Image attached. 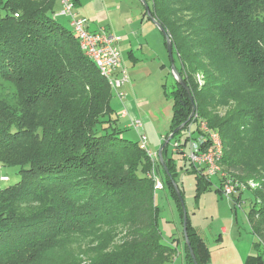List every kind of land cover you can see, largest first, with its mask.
<instances>
[{
  "label": "trees",
  "instance_id": "1",
  "mask_svg": "<svg viewBox=\"0 0 264 264\" xmlns=\"http://www.w3.org/2000/svg\"><path fill=\"white\" fill-rule=\"evenodd\" d=\"M144 1L170 38L176 71L193 99L195 116L183 130L194 123L198 131L201 121L219 134L220 165L238 183L237 198L240 184L257 187L249 191L247 221L258 251L243 264H263L264 0ZM55 7L56 0H0V79L17 89L22 119L7 120L0 104V163L20 177L0 188V264H172L178 251L162 243L152 163L119 128L111 87L72 30L58 23ZM172 79L164 140L192 111ZM187 167L198 185L207 178ZM157 170L182 218L159 162ZM186 233L197 264H206L209 252L188 222ZM76 236L90 242L75 249L68 240ZM182 249L185 264H193L185 243Z\"/></svg>",
  "mask_w": 264,
  "mask_h": 264
},
{
  "label": "rangeland",
  "instance_id": "2",
  "mask_svg": "<svg viewBox=\"0 0 264 264\" xmlns=\"http://www.w3.org/2000/svg\"><path fill=\"white\" fill-rule=\"evenodd\" d=\"M87 1L90 0H83V8L87 7ZM61 9V3L60 1L56 0V7L55 10L59 11ZM75 11V8H74ZM88 12H90V9L88 8ZM99 19L103 18V15H98ZM80 18L84 17L87 22L96 23L95 21H92L91 18L87 17L86 15L78 16ZM58 23H60L62 26L70 29L69 25V19L66 16H58L57 17ZM152 26V25H151ZM157 30V29H156ZM89 31V30H88ZM90 32V31H89ZM156 32V31H155ZM159 34V43L157 39V43L159 46V49L163 52V62H164V72H161L156 65V67H152V74L147 75L146 73L141 74V78H144L142 82H140L139 78L133 81V84L139 83L137 90L133 91V97L137 103H140L141 108L145 113H147L153 120L156 122L157 118L159 120H162L165 118V116L169 117L171 112V107L173 105V101L169 102L167 99L170 98V91L173 89V79L172 75H166L167 74V68L169 67V61L166 49L163 45V35L157 31ZM93 33V32H91ZM124 58V57H123ZM125 64L129 67V62L127 59H124ZM127 62V63H126ZM152 62V61H151ZM123 63V61H122ZM124 67V65H123ZM125 68V67H124ZM126 69V68H125ZM130 80V79H129ZM167 83V86L163 91H160V97L158 96V93L155 92L159 89V86L163 83ZM165 91V93H164ZM35 94L33 93V99L36 102V104L39 103V99L35 98ZM142 98V99H141ZM34 101H30L31 104ZM0 104H5L6 108L4 111V115L7 118V120H14L22 122L21 119V108L19 105L18 100V93L17 89L14 87L13 82H9L8 80L0 79ZM120 104V100L114 95L111 99V106L114 109L115 116L118 115V112L122 110ZM220 113L223 115V110L220 109ZM117 117V116H116ZM17 118V119H16ZM140 121V120H139ZM142 123V122H141ZM119 128L124 129L122 126V122L118 124ZM197 126L194 123L189 124V126L184 129L181 134H183L186 131H189L191 133H196ZM35 131V130H32ZM124 136L129 139L132 142H138L139 143V136H137V133L133 130H127L124 133ZM174 139H178V136H175ZM172 139L171 141H173ZM171 141L169 142L167 146V150L165 153L166 158H171L173 164L176 167V172L174 175V183L179 187L182 193L181 199L183 202V207L185 210V217L186 222L194 223L195 225L200 226V229L207 230L206 234H208V230L211 229L214 230L215 227L219 226H227L230 223H233V220L238 221L239 227L243 228L244 232L242 234H246L247 229L249 228V224L247 223V214L249 213L252 203H253V196L249 192L252 189L257 188L251 187L247 184H244L243 193L241 196H239L238 201L233 207L232 199H227L224 196L219 198H214V195H206V204H204L205 196L202 197H196V176L192 172H185L183 171L181 165L183 164L182 156L177 154L172 146ZM160 143H155L153 146H149L148 148L153 150V152H158L160 149ZM158 156V155H157ZM17 157L19 159H22V155L20 153L17 154ZM2 157H0L1 159ZM159 162V161H158ZM161 167V165H160ZM152 169V168H151ZM161 170L162 167H161ZM151 172V171H150ZM155 174L159 177L161 180L162 178V171L157 170V165H155ZM151 174L149 173V176ZM0 177H7L8 181L1 182L0 181V188L4 189L7 188L19 181V175L16 168L12 167H4L2 163H0ZM217 177H213V181L216 180ZM218 179V178H217ZM153 181V180H152ZM162 181V180H161ZM154 183V182H153ZM179 190V191H180ZM221 195V193H220ZM220 200V204H217V201ZM154 205L158 209V229L162 237V243L163 244H174L177 248L178 253L181 252V245L183 246L184 243V232H183V217L181 218L180 212L177 207V202L175 199H173L170 194L168 193V190L161 189V190H155L154 192ZM203 230V231H204ZM218 232H216V238L210 239L208 238V235L206 237V247L209 252V264H229V261L232 260L233 256V242L225 238V240L221 244V248H219L220 243L218 242ZM221 237V236H220ZM179 241V243L177 242ZM69 244H73V247L76 249L78 247H83L86 242H90L89 238H85L83 236H76L68 240ZM219 244H218V243ZM217 248V250H216ZM258 251V250H257ZM257 252H254L256 254ZM253 254V253H252ZM179 257H177L175 260L177 261ZM174 263V264H179ZM173 264V263H172Z\"/></svg>",
  "mask_w": 264,
  "mask_h": 264
},
{
  "label": "crops",
  "instance_id": "3",
  "mask_svg": "<svg viewBox=\"0 0 264 264\" xmlns=\"http://www.w3.org/2000/svg\"><path fill=\"white\" fill-rule=\"evenodd\" d=\"M70 1H72L75 5L74 12L77 16H82L83 14L91 18L92 21L96 22H90V24L87 22V30L93 33L105 31L121 38L118 47L121 53L123 65L126 68L128 82L122 86V91L125 93V97L122 100L118 99L120 100L119 105L122 108V110L118 112V115H116L118 124L122 122L124 131L133 129L137 133V136L144 134L146 137L147 149L152 153H156L149 149L148 145L153 146L155 143H160L161 146L164 136L169 132L172 108H170L171 112L169 117L165 116L162 120L157 118L156 122H154V120L147 113H145V111H143L140 103L135 101L133 91L137 90V85H139V83L137 84L136 81V84H133V81L139 78L140 82H142L144 78H141V74H152L153 71L151 66H157L160 68L159 70L161 72H164L165 70L163 52L158 46L160 36L157 32L158 30H156L157 28L152 24L147 15L144 14V7L139 0H90L87 1V7L85 8H83V0ZM88 8L90 9V12H88ZM100 14L103 15V18L101 19H99L98 16ZM58 16H60L59 11H56V19ZM163 45L166 49L164 38ZM125 58L129 62V67L125 64ZM168 71L169 67L167 68V76L169 75ZM157 90L158 92L156 91L155 93H158V96L160 97V91H163L162 85H160ZM167 100L171 102V98H168ZM136 120H140L142 122L140 129H136L132 126L133 122ZM181 167L183 171L187 173L190 172L184 160ZM203 180L204 182L201 181L198 185L196 179V197L200 198L205 196L204 204H206V195L208 194L211 195L213 193L212 195H214V198L220 199V197H222V194L220 195V181L217 178L215 181H213V178H204ZM237 201L238 198L232 200L233 207H235ZM217 204H220V200L217 201ZM190 226L196 231L205 246L207 235L208 238L214 240V238H216V232L219 234L217 237V240L220 243L219 248H221V244H223L222 242L225 238L230 239L234 246L232 260L229 261V264H243L246 256L257 252L255 248L256 238L252 234L250 227L248 226L249 228L247 229L246 234L243 235L242 232H244V230L239 227L237 220H233V223H230L227 226L223 225L215 227L213 231L209 229L208 234H206L207 230L203 229V231L200 229V226L195 225V222L190 223ZM177 242L179 243L178 240ZM261 254L263 256L264 264V252L261 251ZM177 257L179 258L176 261L175 259ZM177 257L172 261L173 264L178 262H180L179 264H185L182 245L181 252L178 253ZM206 264H209V261Z\"/></svg>",
  "mask_w": 264,
  "mask_h": 264
},
{
  "label": "built area",
  "instance_id": "4",
  "mask_svg": "<svg viewBox=\"0 0 264 264\" xmlns=\"http://www.w3.org/2000/svg\"><path fill=\"white\" fill-rule=\"evenodd\" d=\"M58 1L61 3L59 15L68 17L70 29L78 40L80 50L107 81L113 94L122 100L125 97L122 86L128 82V76L126 69L123 67L118 47L121 38L105 31L98 33L89 32L86 28L87 20L78 17L74 12V3L70 0ZM132 126L140 129L141 121H134ZM138 145L147 154L152 163L150 178L154 182V190L163 189L161 180L155 174V165L159 161L158 156L147 149L144 134L139 135ZM171 146L177 154L182 156L186 165L191 166L209 179L217 177L220 181L222 196L229 200L237 198L239 194L238 183L232 180L220 165L223 157V147L218 133L209 130L204 122L199 121L196 133L186 131L180 134L178 139L171 141ZM0 181L6 182L8 178L0 177ZM248 185L252 188L256 186L253 182H249ZM240 187L242 190L244 189V185L240 184Z\"/></svg>",
  "mask_w": 264,
  "mask_h": 264
},
{
  "label": "water",
  "instance_id": "5",
  "mask_svg": "<svg viewBox=\"0 0 264 264\" xmlns=\"http://www.w3.org/2000/svg\"><path fill=\"white\" fill-rule=\"evenodd\" d=\"M139 1L141 2V4L143 5L144 9L146 10L147 17L150 19V21L152 22V24L157 28V30L164 36V38H165L166 51H167V55H168V59H169V63H170V72H171V75L173 76V78L177 82V84L180 87H182L187 92V95L189 97V100H190V102L192 104V111H191L190 116L186 120V122H184L183 124L179 125L177 128H175L167 136V138L162 143L160 149L158 150L157 155H158L159 164L161 165V167H162L163 171L165 172L166 176L171 180V182L173 184L174 191H175V193L177 195V198L179 199V202H180V204L182 206V209H183V232H184L183 234H184V243H185V246L188 248L189 255H190V257H191V259L193 261V264H197V262L195 260L194 252H193V250H192V248L190 246V243L188 241V238H187V233H186L187 222H186L185 210H184V207H183V202H182V199H181V194H180V191L178 189V186L174 183V181H172L171 174L168 171V169L166 167V163L163 160V156H162L163 150L168 146V144L171 141V139L173 138V136L176 135V134H178L180 131H182L183 128L194 118V116H195V107H194V104H193V99H192L191 93L189 92V90L187 89L185 83L182 81V79L180 78V76L178 75V73L176 71V68H175V65H174V61H173L172 43H171L170 38L167 36L164 28L154 18L151 17V15H150V13L148 11V6L145 3V1L144 0H139Z\"/></svg>",
  "mask_w": 264,
  "mask_h": 264
}]
</instances>
